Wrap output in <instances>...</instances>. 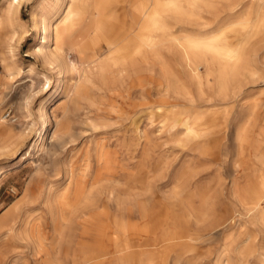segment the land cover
<instances>
[{"label": "rangeland", "instance_id": "obj_1", "mask_svg": "<svg viewBox=\"0 0 264 264\" xmlns=\"http://www.w3.org/2000/svg\"><path fill=\"white\" fill-rule=\"evenodd\" d=\"M259 1L242 0L246 8L234 10L218 1L217 11H203L201 19L165 20L181 39L220 29L229 38L235 35L231 26L246 13L256 18ZM9 2L0 0V264H96L87 262L89 253L102 243L100 226L114 216L132 223L127 238L138 243L155 242L166 229L197 238L156 245L162 253L156 264H264V220L237 197L264 175V142L259 150L252 144L264 130V25L249 29L244 39L249 71L236 78L228 71L224 86L212 78L201 95L175 45L164 41L146 68L125 79L116 73L112 89L95 86L74 109L75 75L63 70L58 79L38 55L32 14L54 0H24L11 20L5 13ZM61 5L53 24L63 16ZM16 23L31 34L24 37ZM235 38H229L234 45L241 42ZM6 40L12 42V54L6 52ZM44 48L54 49V41ZM67 54L79 59L69 49ZM141 76L144 84L129 88ZM163 96L169 101L160 102ZM157 106L179 111L193 125L202 119L204 131L186 135L179 126L176 134L149 114ZM45 110L49 122L42 129ZM53 114L68 119L71 135L65 142L54 141L59 126ZM239 126L246 127L247 144L236 168ZM77 185L91 195L92 204L64 200ZM103 210L109 215H101ZM111 251L99 264L113 263Z\"/></svg>", "mask_w": 264, "mask_h": 264}, {"label": "bare ground", "instance_id": "obj_2", "mask_svg": "<svg viewBox=\"0 0 264 264\" xmlns=\"http://www.w3.org/2000/svg\"><path fill=\"white\" fill-rule=\"evenodd\" d=\"M23 1L10 0L5 10L7 16L11 17L10 20L18 14ZM218 1L227 3L230 10L239 6L246 8L242 0H54L41 12L32 14L33 26L36 27L38 42L41 44L38 55L49 65L58 79L63 70H68L75 75L70 106L77 109L82 99L87 97L95 86L112 89L116 82V73L125 79L130 78L132 71H141L146 68L149 56L155 54L158 58V46L167 41L177 48L190 71L191 80L197 84L202 95V86L209 84L212 78L224 86L228 83L227 76L225 80V74L228 71L233 78L244 70L249 71L244 39L249 29L258 30L264 25V0L259 1L261 6L256 12L255 19H251L244 12L246 16L231 26L232 31L229 29L230 33L235 34H232L234 38L236 37L235 39H241V42L237 40L239 42H236L237 45L233 44L235 41L233 43L230 41L233 36H229L231 38L229 40L226 31L221 29L208 36L188 33L181 39L170 31L165 17L169 16L178 23L183 19H201L203 11L210 13L217 11ZM61 4L65 6L63 16L57 24H53L55 15L60 12ZM17 26L22 30L21 34H24V37L31 34L25 26L19 24ZM51 40L54 41L55 48H44V44ZM5 42L6 52L12 54L14 49L12 42L10 40ZM68 49L76 53L79 59H72L67 54ZM204 65L206 70L199 72V67L203 68ZM252 74L255 75L254 72ZM47 82L49 83L50 79H47ZM143 84L144 78L141 76L137 80H131L129 88ZM159 101L165 103L169 100L167 96H163ZM28 104L27 100L26 106ZM133 109L134 107L131 108ZM149 114L155 120H160L164 127L168 126L171 130H175L176 134L179 126L183 127L186 135L194 132L198 135L204 131V128L199 125L202 119L193 125L189 118L181 117V113L174 109L167 110L163 106H157L150 109ZM53 116V121L57 127L59 126V130L66 129L62 135L59 134V130L54 132V141L65 142L71 135L69 128L65 126V121L68 119H58L56 114ZM40 117L42 129H45L49 122L46 110L40 114ZM2 127L9 131L6 125L2 124ZM245 131V126H239L235 132L237 158L234 166L236 168L242 166V158L245 156L247 144ZM177 141L185 140L179 138ZM263 142L264 130H260L257 135H254L253 148L259 150ZM104 161L105 164H109L111 156L106 154ZM134 178L136 181L139 180L137 174H134ZM237 195L241 203L247 204L256 217L264 220V175L254 179L250 187L239 191ZM65 199H68L69 205L79 206L92 204L93 200L91 195L85 194V189L81 185H77L69 194L66 193ZM102 214L106 217L109 211L103 210ZM141 215L145 217L148 213L143 212ZM123 217L114 216V221L100 226L99 235L102 243L91 249L87 262L96 264L103 262L105 255L112 249V264H156L162 254L160 247H169L185 238L197 239L193 235L179 236L166 229L155 242L147 238L146 241L138 243L127 238L129 230L134 227ZM118 229L124 231L125 238L120 237ZM143 230L148 232L149 229L144 227Z\"/></svg>", "mask_w": 264, "mask_h": 264}]
</instances>
